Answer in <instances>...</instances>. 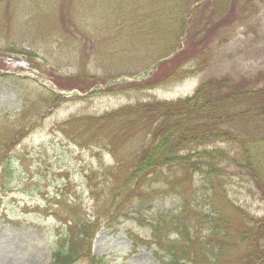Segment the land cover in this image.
Wrapping results in <instances>:
<instances>
[{"label":"rangeland","instance_id":"rangeland-1","mask_svg":"<svg viewBox=\"0 0 264 264\" xmlns=\"http://www.w3.org/2000/svg\"><path fill=\"white\" fill-rule=\"evenodd\" d=\"M150 1L0 0V264H53L77 238L69 220L84 217L96 224L70 264H161L168 256L150 243L160 215L188 227L203 263L242 264L253 249L241 234L264 217V199L244 170L223 165L214 194L198 172L163 168L127 197L145 135L126 118H99L186 97L212 78L264 79V0H233L219 17L202 0L206 24H190L201 45L188 47L182 79L167 73L184 38L148 16ZM215 210L225 222L213 232ZM254 241L251 264H264V239Z\"/></svg>","mask_w":264,"mask_h":264},{"label":"trees","instance_id":"trees-1","mask_svg":"<svg viewBox=\"0 0 264 264\" xmlns=\"http://www.w3.org/2000/svg\"><path fill=\"white\" fill-rule=\"evenodd\" d=\"M252 1L245 0V3ZM150 3L157 5L150 7L153 14L149 12L148 16L155 18L157 24L163 22L165 26L176 30L177 43L180 37L184 38L183 47L172 57L175 63L167 73L172 79H182L188 73L181 69L182 62L188 59V47L191 44L197 47L201 45L199 41L202 34L197 30L191 32L190 24L194 20H197V24L205 23V16H199L202 0H151ZM206 4L210 6L209 17H219L221 14L231 13L230 9H233L235 3L233 0H206ZM226 7L225 13L223 10ZM173 51L174 49L171 52ZM120 118H126L127 125H139L145 135V142L139 147L124 177L123 189L129 191L127 197L147 176H157L162 173L163 168L172 167L198 172L208 180V188L215 194L213 180L225 174L223 165H227L244 170L260 189L264 199V79H208L200 83L189 96L126 106L104 114L99 121L112 122ZM20 131L17 133L20 134ZM219 144L230 148L220 147ZM110 147H113V144H110ZM7 159L6 157L5 160L10 166L11 160ZM205 190L207 191V187ZM203 196L207 199V195ZM121 202L119 200L117 206ZM214 213L210 221L213 232L218 227L217 222H225L222 215H219L220 212L215 210ZM72 221L69 220L70 224L77 228V238H71L70 244H66L63 251L55 253L53 264L72 263L78 257V245L82 247L83 242H89V228L96 224H89L85 217L80 221ZM150 226V243H154L168 256L161 264H182V261L189 264H207V260L203 263L198 260L196 254H192V237L186 225L180 224L178 220L175 223L160 215ZM173 227L178 238L168 240L164 232ZM129 237L136 244L138 238L134 235ZM254 238L264 239V217L258 224L246 226L242 230L241 241L247 242L249 247L253 248L245 255L242 264H251L250 258L253 251L257 250L258 242L254 241L252 247L250 241ZM205 251L211 252L207 249ZM263 253L262 246L256 262L261 261Z\"/></svg>","mask_w":264,"mask_h":264}]
</instances>
